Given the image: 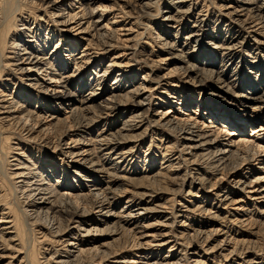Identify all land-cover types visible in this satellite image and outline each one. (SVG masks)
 <instances>
[{
	"label": "bare ground",
	"instance_id": "obj_1",
	"mask_svg": "<svg viewBox=\"0 0 264 264\" xmlns=\"http://www.w3.org/2000/svg\"><path fill=\"white\" fill-rule=\"evenodd\" d=\"M123 1L124 3H120ZM127 2L128 0H0V72L4 68L8 69V72H17L22 76L19 81L22 83L23 96L18 101L17 95L13 97L10 93V97H7L0 91V122L6 123L7 128H13L19 133L17 135L16 131H10L11 133L9 132L4 137V143L5 145L10 144L12 137L18 139L17 145L10 147V151H13L21 149L18 145L21 142L20 139L38 141V144L51 149V153L57 156L52 160L49 158L40 160L39 158L36 161L30 157V154H26L25 150L18 151L16 155L20 157H13L10 162H7L9 167H7L5 176L10 179L11 189L20 195L18 202H20L21 209L19 210L24 218L23 227L28 224V220L37 224L39 219H43L45 220L44 226L40 225L41 227L34 230V233L39 235L38 238L41 241L48 238L61 245L58 250L54 248L55 252L50 255L55 260L54 264H104L105 261L109 262V259L114 258L116 254H114L115 250L111 251L107 246L112 240L118 239L115 236L119 235L120 231L121 235H124L126 231L132 234L131 246L138 247L130 259L118 256L115 257L117 259L114 264H183L187 261V259L183 261L184 257L181 256L178 257L179 259L167 258L168 256L159 257L153 252L150 254L143 251L144 247L149 246L147 244L149 241H144L143 244L142 236L138 234L140 227L151 226L147 223L146 226L143 225L140 220L151 213L150 217H158L162 209L164 213L167 201L171 202L170 197L165 198L166 202L156 204L155 202L159 200L165 201L164 197L149 187L139 194L138 201L136 197L128 196L121 210L115 213L113 208L116 200L124 197L128 191L126 188L121 191L112 189L113 181L122 179L123 174L116 175L117 172L111 174L109 169L123 170L120 164L125 162L123 155L127 152V150L122 152L124 145L132 141V138L137 139L139 133H145L149 129L150 122L145 121V117L151 104L149 99L151 93L155 94L153 99L168 104L161 117L152 122L158 128L173 129L176 132V138L172 147L166 145L164 147L161 143L157 145V149L161 148L158 150L168 148L170 151L169 148H174L173 161L166 159L170 152L161 153L159 164L167 161L165 167L155 170L153 169V158L143 160L144 163H152L149 172L143 176L149 181L147 185L159 184L161 181L170 185L179 182L180 187H188L186 194L191 195L189 198L199 197L198 202H196L197 198H194L195 202H193L194 199L192 201L188 199L182 204L177 202V205H181L175 211L177 217L186 219L190 217V214L198 213L209 218L207 215L210 213L215 214L219 209H224L226 215L224 214L223 222L229 221L243 226L250 225L251 229L256 228L254 231L251 230L250 235H256L259 227L264 226V122L261 124L259 119V114L264 111V87L260 88L253 86L250 82L239 81L240 78L236 71L237 64L231 52L234 42L225 38V35H220V38L216 36L217 29L210 37L212 51H205L207 55L202 62L195 60L200 49L198 48L200 38L208 37V34H203V28L207 25L203 15L200 14L202 9L196 11L197 18L194 17L190 30L179 42L176 38L179 33L185 31L187 26L185 18L193 14L198 2L197 0H171L170 5L167 6L168 9L157 11L156 14L162 17L164 33L168 35L169 31L174 32L173 40L168 39L169 36L163 37L156 33L155 37L158 38L164 54L158 55L154 60L152 54L146 52L147 57L145 58L151 61L150 70H153V67L172 63L166 73L159 76V79L157 77L158 80L155 78L157 87L152 88L153 85H136V87L133 85L132 87L130 85L124 88L121 85L122 81L131 82V78L124 77L125 71H119L121 73L114 76L112 86L106 88L105 83L109 72L115 68L123 70L125 67L122 63L120 64L122 55L119 53L112 56L104 64L103 70L97 71L95 67L101 65L104 57L97 60V56L94 53L92 55L90 51L92 45H94L93 48L100 45L98 50L101 53L110 54L115 41L121 40L120 33L133 30L134 24L128 21L130 25L126 27L127 22L124 20L125 14L128 16L131 12L123 10L130 5ZM130 2L129 7L137 8V12L142 18L145 17L148 23L151 21V16L156 15L150 13L151 0H130ZM236 2L240 4L229 6L225 16L237 18L241 14L246 15L254 23L255 27L252 28V32L258 35L257 39L260 35L261 39L258 41L264 45V34L262 33L264 32V5H256L255 0H237ZM36 10L39 12L36 17L39 16L38 19L44 22V26L36 23L37 18L29 26V18L23 15L31 16L32 14L34 16L33 11ZM16 12L20 13L19 18H15ZM17 24L21 25V29L25 31H19ZM32 25H34L33 28ZM16 30L19 31L16 33L17 41L13 37ZM224 32L227 33V31ZM61 34L66 38L63 45L59 43ZM56 35L58 43L52 49L49 47V50H46ZM124 35L122 33V36ZM8 37L10 41H6ZM79 40L82 41V51L80 55H77L74 52L79 45ZM121 42L124 41L119 43ZM126 47L130 48V46ZM7 48L11 49L6 53ZM228 74H231L230 79H227ZM175 75H181L186 79H175ZM208 79L213 80L216 89L219 90L213 96L221 100L231 94L234 95L237 103L242 107L239 111L242 112L238 114L236 111L234 114H229L210 103L195 105L191 98H187L179 91L182 89L180 84L185 88L184 83L186 82H190L192 84L190 86L194 88L207 89L206 80ZM6 81L10 83V79ZM0 85L3 86L1 83ZM4 87L6 88L7 85L5 84ZM223 87L231 91V94L225 93ZM13 89L14 92L15 84H13ZM85 89L87 90L83 93ZM103 92H107L104 98L99 96ZM34 98L36 103L41 102V104L32 106L31 102ZM60 102H63L62 110L52 111L54 108L57 109ZM93 109L101 111L107 120L121 113L120 116H123V119L120 126L113 133L97 131L91 138L90 125L94 120L86 115ZM203 115L206 116V120L199 119L203 118ZM259 122L260 124L254 125ZM249 124L250 129H248ZM23 132H25L24 136L21 134ZM1 133L3 132H0V135ZM101 152L103 153L99 156ZM49 160L50 163H47ZM105 160L111 161L107 168L102 164ZM181 162L185 163L184 166H188V172L186 167L182 171ZM57 165L62 167V172L59 171ZM66 168H70L69 171H72V174H68ZM50 177H54V182L50 180ZM113 177L114 179H111ZM5 193H0V197L3 198ZM174 193L170 195H175ZM211 197L213 200L210 204ZM143 202L144 207H140L139 205ZM1 205L3 204H0V226L2 225L0 240L2 239L3 244L0 243V264L3 263L5 257H8L4 254L5 249L11 247L8 242L17 241L18 236L15 231L16 218L11 214V209L1 207ZM200 223L196 235L201 237L205 235L204 241L210 239L209 235L212 233L221 237L212 247V251L227 250L228 256L235 254L237 247L235 245L239 239L232 240V233L227 227H216L213 232L208 229V232L205 231L206 224L202 221ZM89 224V227H84ZM99 235L109 236L106 238L111 239L103 241L104 239L101 238L102 243L95 245ZM147 236L154 241L153 238L157 235L148 233ZM162 236L165 235L162 234ZM168 241L160 239L155 246L166 247ZM232 243L233 246L230 247ZM174 246L175 242L169 246V252L173 251ZM9 257L10 259L15 258L13 254ZM201 262V259H193V264H202ZM237 264L264 263L246 256Z\"/></svg>",
	"mask_w": 264,
	"mask_h": 264
},
{
	"label": "rangeland",
	"instance_id": "obj_2",
	"mask_svg": "<svg viewBox=\"0 0 264 264\" xmlns=\"http://www.w3.org/2000/svg\"><path fill=\"white\" fill-rule=\"evenodd\" d=\"M170 1L171 0H151V10H150L151 12L150 13L156 14L157 11H162L163 9H168L167 6L170 5V3H171ZM193 1H195V0H193ZM236 1L235 0H197V2H198L197 8L193 11V14L191 16H187L185 18V20H186L185 24L187 25L186 29H185V31L179 33L178 34L179 36L177 35L178 37L176 38V41L180 42V40H182V38L184 37V34L190 30V28H191L190 26H192L194 19L197 18L196 11L197 10L199 11L200 9H202V12H200V14L203 15L204 20H206V25H207V27L205 26L203 28V32H204L203 34H208V37L200 38V41L198 40L199 41L198 42V44H199L198 48H200V49L198 51V54H196V55H198L197 58L196 59L194 58V59L197 61L201 60V62H202L205 55H207L205 53V51L206 52L212 51V47L210 44L211 43L210 37H211L212 33L215 32V29H217V33H215L216 36L218 35L220 38V35H222V36L225 35V38L234 42V44L232 45L233 47L231 49L232 50L231 52H232L233 59L237 64L236 65V67H237L236 71L238 72V75L240 78L239 81L240 82L247 81V82L252 83L253 86H258V87L262 88V87H264V45L261 43V41H258V39H261L260 35H259V38L257 39L258 35L254 34L252 32L254 27H255L254 23L251 21V19H249L246 15H243V14L239 15V17H237V18L233 17V16H227V15L225 16V12L228 11L229 6H234V5L240 4V3H237ZM120 3H124V1L120 2ZM127 3L131 5L130 0H128ZM255 4L256 5H264V0H255ZM129 6H128V8L123 9L124 11L125 10H127L128 12L131 11L128 16L125 14L126 18H124V20L127 22L126 27H128L130 25V23H128V21L132 22L134 24L133 25L134 31L133 30L128 31V32L122 31L120 33L121 34L120 35L121 40L119 39V40L115 41L113 49L110 50L111 51L110 54L101 53L98 50L100 45L96 46L95 47L96 49L93 48L94 45H92L93 50L91 49V51H90L91 54L93 55V53H94L95 56H97V60H99L101 57H104L101 65H99L98 67H95V69L97 68V71H99V70L102 71L104 68L103 67L104 64H106L108 62V60L110 58H112V56L118 55L120 53V55H122V57H120V58L123 59V60L120 59V64L122 63V65H124L125 67H123V70L115 68L114 70L109 72L110 74L108 75L107 81L105 83L106 88H108V87L110 88L112 86L114 76L117 73H121L119 71H125L124 77L126 76L128 78L129 77L131 78L130 79L131 82H123L122 81L121 85L124 86V88H125V86H130V85H132V87H133V85L135 87H136V85L137 86H139V85L140 86L153 85L152 88L157 87V85L155 83L156 80L159 79V76L163 75L164 73H166L169 70V68L172 66V63L167 64L165 66L161 65L158 67H153V70H150L149 67H150L151 61L146 60L145 58L147 57L148 52H150L152 54V58L154 60L157 59L158 55L164 54V51L160 48L158 38L155 37L156 33H158L160 36H163V37L169 36L168 39H170L172 41L174 32L169 31L168 35L166 33H164V30L162 28V26H164V25H162V23L164 24V22L162 21V17L160 15L157 16V14H156L153 17L151 16V21H149V23H148L147 19L145 17L142 18L140 16V13L137 12V8L132 9V7H129ZM33 13H34L35 19H34V16L32 14H31V16H29V15L27 16V14H23L24 17L29 18L28 19V20H30V22H28L29 26H31L32 21L36 20V18H37L36 23L38 22L42 26H44V22H42V21L40 22V20L38 19L39 16L36 17L39 12H37V10H36V11H33ZM16 14L17 15L15 16V18L16 17L19 18L20 13L16 12ZM108 17H109V15L107 16V18ZM138 19H139V22H138ZM244 19H245V21H244ZM146 23H148V24H146ZM144 24L146 25V27ZM137 25H139V27ZM18 26H19L18 27L19 31H22V32L25 31V29H21L22 28L21 25H18ZM33 27H34V25H32V28ZM136 30H138V31H136ZM19 31L16 30L13 33V34H15V36L13 35L15 40L17 39L16 33H18ZM224 31H227V33ZM122 33L125 35L122 36ZM262 33L264 34V32H262ZM41 34H44V32H41ZM56 34H58V33H56ZM140 34H142V35L140 36ZM123 38H124V40H122ZM136 38H138V39H136ZM60 39L61 40H59V43H60V45H63V43L66 41L65 36L61 34ZM127 39H128V42H127ZM7 40L10 41L9 37L6 38V41ZM120 41H124V42L123 43L121 42V44H120L119 43ZM132 41L133 42L135 41L134 42L135 44ZM140 41H141V43H140ZM78 42H79V45L77 46V49L75 50L74 53H77V55H80L81 51H82V48H81L82 41L79 40ZM56 43H58L57 42V35L55 38H53L50 41V43H49L50 45L47 46L46 50H49V47H50V49H52ZM93 43H94V41H93ZM124 45H125V47L130 46V48L122 47ZM134 45H136V46H134ZM117 47L121 48V49L118 50ZM132 47L134 49H132ZM7 49L8 50L5 51L6 53H7V51H10L9 49H11V48H7ZM117 50H118V52H117ZM78 51L80 52L79 54H78ZM132 51H134V52L136 51L135 52L136 54ZM141 55H143L144 57ZM1 72H0V83L3 84V86L0 85V91H2L3 94H6L7 97H10L9 94L12 93L13 97H15L17 95L18 101L20 99H22V97H23L22 92H21L22 83H21V81H19L20 79H22V76L17 72L9 71L10 72L9 73L8 69H4V68ZM157 77H158V79H157ZM230 77H231V74H228L227 79H230ZM155 78H156V80H155ZM173 78L174 77H172V79ZM9 79H10V81H9L10 83L8 84L6 80H9ZM175 79L185 80L186 78L182 77L181 75H179V76L175 75ZM212 81L213 80H210V79L206 80V83L208 86H207V89L205 88L204 90H201L199 87L194 88V87L190 86V85H192L190 82H186V83H184L185 88L183 87V85L180 84V86H182V89H180L179 91H181L180 93L185 95L187 98H191L193 103H195V105H197L198 103H204L205 105L210 103L213 105H217L218 107H220L221 110H224L226 113H229V114H234L236 111L238 114L241 113L242 111H239V110H241L242 107H240V105L237 103V101H236L237 98L231 94V91L226 90L223 87V91H225V93H227L228 95L231 94L225 99L219 100L218 97L216 98V96H213V94H216L219 90L216 89L217 88L216 84ZM5 84L7 85V87H6L7 89L4 87ZM13 84L16 85L17 93H15L16 90L14 92L12 91L15 89V88L13 89ZM160 84H159V86H161ZM86 88L88 89V87H86ZM87 89H85L83 93H85ZM99 96L104 98L107 96V92H103L102 94L100 93ZM153 96H155V94L153 95L151 93L150 97H149L151 104L149 106L148 113L146 114V117H145V119H146L145 121L150 122L149 123V129L145 133L144 132L139 133L137 135L138 136L137 139L132 138V141H129L128 143H126L124 145L125 148L122 149V152H126V150H127V152L124 153V155H123L125 162L120 164V168H123V170L115 171V170L109 169V172L111 174L116 173V172H117L116 175H122L123 174V178H122L123 180L119 178L120 180L117 179V180L113 181L114 183H112V189L116 190V191L118 189L121 191L124 188H126L128 191V194H126V195H124V197H121V198L116 200L117 204L115 203V207H113L115 213H117L119 210H121V207L124 206V202L128 196H134V197H136V201H138L139 200V194H141V192L146 191V189H148L150 187L151 189L156 191L157 194L158 193H159V195L162 194V196L164 197V200H165V198L170 197L171 202H170V200L167 201L168 203H166V205H165L166 209H165L164 213L162 212L164 209H162V211L160 209L161 214L158 213V215H159L158 217L157 216L150 217L152 214L151 213V214H149V216H146L142 220H140V221H142L143 225H145V226H146V223L151 225V226L147 225L146 227L143 226V227L139 228V230L141 232L139 231L138 234H139V236H142L141 240H142L143 244H144V241H146V242L149 241V243H150V244L147 243L149 246L144 247L143 251L150 253V254L153 252L155 255L158 254L159 257L168 256L167 258H169V257L170 258H178L179 256H181V257H184V258H182L183 261H186V259H187V261L183 262V264H185L187 262H188L187 264H193V259H195V258L201 259L203 262V263L201 262L202 264H234L233 262H235L237 264V262H239V261L241 262V259H243L246 256H247V258H255L256 261L264 263V226L259 227V231L256 235L255 234L250 235L251 230L254 231V230H256V228L251 229L252 227L250 225H244L243 226V225H239V224H236L234 222L232 223L229 221L223 222L224 216L226 215L224 209L223 210L219 209L220 212L219 211L215 212V214H217V215L219 214L218 216L213 214V213H210L209 215H211V216L207 215L209 218H207V217L205 218L202 215H199L198 213L197 214L196 213L190 214V217H188L186 219L181 218V217H177V216H175L176 215L175 211L178 207L181 206V205H177V202L182 204V203H186L188 201V199H191V201H192L194 198H197L196 202H198L200 200V199L198 200L199 197L189 198V196H191V195L186 194L188 191V187L187 186H183V187L181 186L180 187V185H178L179 182H175V185L174 184L170 185L168 183L164 184L161 181V182H159V184H154L151 186L147 185V184H149L148 183L149 181L145 180L143 178V176L146 172L147 173L149 172V167L151 166V164L152 163L154 164L153 169H155V170H158L159 167H165V165H166L167 161H164L165 163L163 162V164H159L161 162V153H163V151H166V153L170 152L169 154H167L168 158H166V159L173 161V159L175 158V156H173L175 154L173 152L174 148H172V149L169 148L170 151H168V148L166 150H158L161 148L157 149V145H160L159 143H161L162 146H164V147H165V145L172 147L173 146L172 143L176 138V132H174L173 129L167 130L165 128H158L152 122V121L158 120V118L161 117V114L164 112V110H166L168 107V104H165V102H163V101H157V100L153 99L152 98ZM62 103L63 102H60L57 109H55L52 106L54 108V109H52V111L62 110V108H63ZM229 103L231 105H229ZM37 104L40 105L41 102L36 103L35 98H34L33 101L31 102V105L36 106ZM191 105H190V107H191ZM146 107H148V106H146ZM192 107L194 108V106H192ZM200 109H202V107ZM141 111L144 112V110H140V112ZM99 113H100V115H99ZM120 114L121 113H118L114 117L111 116V118L109 117V119L107 120V118L105 117V115L103 113H101V111L94 110V109L91 110V112L86 115L87 117L92 118L94 120V122H92V124L90 125V130L92 131V132H90L91 138L94 137V135L97 133V131L100 132L103 130V131H108V132L113 133L116 130V128L118 126H120V122L123 119V116H120ZM98 115H99V117H98ZM199 119L206 120L207 118H206V116L203 115V118H199ZM259 119L261 120V124H262L264 122V111H262L261 114H259ZM108 124H110V125H108ZM145 124H146V122H145ZM258 124H260V122L254 124V125H258ZM0 127L2 128V129L0 128V132H3L0 135V146H1V151H0L1 152L0 153L1 154L0 155V184L2 183L0 185V193L3 194V192L4 193L8 192L7 194L6 193L4 194L3 198L0 197V204H3V205H1V207L3 206V207H8L9 209H11V214L16 218L15 219L16 220L15 231L18 233V236H17L18 242L16 240L13 242H8V244H10L12 248L10 247V249H5L4 254L6 256L8 255V257H5L3 259L2 264H6V263L19 264L22 261L23 262L20 264H48V263L54 264L55 260H54V258H51L52 256H50V255H52L55 252V250H58V248L60 249L61 245H58V244L52 242L48 238H45L44 240L41 241L38 238L39 235L34 233V230L39 229L42 225L44 226L45 220H43V219L38 220L39 221L37 223L38 225L31 223L30 220H28V224H26L23 227L22 221H24V218H23V215L21 213V210H19V209H21V206H20V202H18L20 199L19 198L20 195H19V193H16L14 190L11 189L10 179H8V177H6L5 174L7 172V167H9L7 165V162L8 161L10 162L13 157H16V158L20 157V156L16 155L18 153V151H24L25 150L26 154H30V157H33V159L34 160L36 159V161L39 158H40V160L41 159L44 160L45 158H47V159L49 158L50 160H52L53 158H56L57 156L54 155L53 153H51V149H48V148L42 146L41 144H38V141H26V140H22V139H20L21 142L18 144L21 149L10 151V147L11 146L14 147L15 145H17L16 143H18L19 141H18V139L12 137L10 144L8 143L5 145L4 137L6 135H8V133L10 131L12 132L14 129L13 128L12 129L7 128V124L2 123V122H0ZM248 129H250V124H249ZM14 131H16L17 135L19 134L17 132V130H14ZM4 133H6V134L4 135ZM21 134H22V136H24L25 132H23ZM133 139H136V140H133ZM160 140H162V142ZM2 144H3V146H2ZM126 147H129L130 149L126 148ZM28 148L30 149V151ZM36 150H39V151H36ZM7 151H8V153H6ZM102 153L103 152L99 153V156H101L100 154H102ZM126 154H128V155H126ZM125 155L127 156L126 158H125ZM6 158L8 160H6ZM146 158L147 159L153 158L154 160L151 164H148V162L144 163L143 160ZM126 159H127V161H126ZM50 160L47 161V163L48 162L50 163ZM110 163H111L110 160H107V161L105 160L104 163H102V164L105 165V167L107 168L108 164L110 165ZM184 164L185 163L181 162L182 171H183V168L186 167V169H187L186 171L188 172L189 168H188V166H184ZM57 168H59V171L62 172V167H60V165H57ZM69 169L70 168H68V169L66 168V170H68L67 171L68 174H72V171H69ZM101 175L104 177V175L102 173H101ZM111 179H114V177ZM50 180L54 182V177H50ZM142 180H144V181H142ZM113 187H115V188H113ZM173 193L175 195H170ZM198 195H200V194H198ZM181 196H183V198ZM5 197H7V198H5ZM173 197H175V198L172 199ZM212 198L213 197H211V199H209L210 204L212 203V200H213ZM158 202L162 203V202H166V200L165 201L159 200L155 203L157 204ZM193 202H195V199L193 200ZM155 203H152V204H155ZM207 203H208V201H207ZM142 204H140L139 206L144 207V202ZM169 204H171L172 206H170ZM173 205H174V207H173ZM149 206H152V205H149ZM168 206H169V208H168ZM140 207H138V208H140ZM207 207H209V206H207ZM138 210L144 212L141 209H138ZM169 210L170 211L172 210V211L170 212ZM212 210L214 211V209H212ZM213 217L216 220H214ZM225 219H226V217H225ZM201 221L206 224L205 225L206 226L205 231H208V232H209V230H212L211 232H213V229H215L216 227H222V226L227 227V229L232 233V236H233L232 240H234V238L239 239V241L235 245V246H237L236 250H235V254L228 256L227 250H225L224 252H220L217 249H215L217 252L212 251V247L216 243H218V240L221 237L218 234L212 233L211 235H209V236H211L210 239L204 241L205 235L202 237L199 235H196V231L199 230V227L201 225V223H200ZM212 221H214V222H212ZM221 221H222V223H221ZM219 223H220V225H218ZM32 224H33V226H32ZM16 225H18L19 228ZM20 225L22 226L21 228H20ZM89 226H90V224L87 226L84 225V227H89ZM100 226H102V225H100ZM0 227L2 228V225ZM9 230H11V229H9ZM80 233H82V231H80ZM120 233H122V232L120 231ZM120 233H119V235L115 236V237H118V239L114 240V241L112 240L111 244L108 245L107 248L111 251L115 250V253H114V254H116L115 257L125 256L128 259H130V257L132 256V254L134 253V251L136 250V248L138 246H135V245H134V247L131 246V244H132L131 239L133 238L132 234L128 233L127 231H126V233H124V235H121ZM148 233L149 234L153 233V234L157 235L156 237L153 238L155 240L157 239V237H159V238L157 239V241H155V240L153 241L151 237L147 236ZM162 234H164L165 236H162ZM143 236H147V237H143ZM4 237H6V236H4ZM106 237H109V236L99 235L98 238L96 239L97 241H95L94 244L100 245V243H102L101 238L104 239L103 241H110L111 238L108 239ZM175 238H177V239H175ZM160 239H162L164 241L169 240L168 246L161 247L162 249L155 246L156 243L160 241ZM1 240H0V243L3 244L2 243L3 241H1ZM150 240H152V241H150ZM174 242H175L174 249H173V251L169 252V250H168L169 246H172ZM14 244H16V245H14ZM124 244H126V245L123 248ZM232 246H233V243L230 245V247H232ZM54 248H57V249L54 250ZM218 253H220V254H218ZM12 254H13V256H15L14 259H10L11 257H9V256H12ZM115 257L110 258L109 262L105 261L104 264H114L115 260L117 259ZM45 259H48V260H45ZM51 259H52V261H51Z\"/></svg>",
	"mask_w": 264,
	"mask_h": 264
}]
</instances>
